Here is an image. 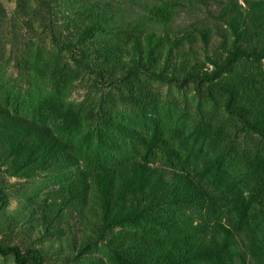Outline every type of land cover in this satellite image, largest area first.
I'll list each match as a JSON object with an SVG mask.
<instances>
[{
	"label": "rangeland",
	"instance_id": "rangeland-1",
	"mask_svg": "<svg viewBox=\"0 0 264 264\" xmlns=\"http://www.w3.org/2000/svg\"><path fill=\"white\" fill-rule=\"evenodd\" d=\"M81 1L116 7L108 21L115 25L120 15L127 16L123 12L174 4L171 36L186 37L178 50L204 59L198 28L210 25L206 49L214 53L220 38L213 15L228 0H0V118L19 115L48 125L69 156L55 171L0 168V245L16 244L22 252L28 243L50 246L48 264H120L97 234L95 186L79 171L139 160L165 167L171 175L188 173L210 195L199 209L169 203L166 211L193 213L199 224L208 209L219 210L248 264H264V140L244 129L225 109L222 96L201 94L192 82L176 85L120 71L100 76L82 68L75 52L51 35L55 30L62 39V34L70 36L67 24L90 15ZM261 65L264 70V59ZM73 175L87 185L80 197L82 215L68 223L61 219V230L49 226L44 231L39 221L48 213L47 203L64 195L58 190ZM144 225L114 229L140 231ZM0 264L29 263L0 251Z\"/></svg>",
	"mask_w": 264,
	"mask_h": 264
},
{
	"label": "trees",
	"instance_id": "trees-1",
	"mask_svg": "<svg viewBox=\"0 0 264 264\" xmlns=\"http://www.w3.org/2000/svg\"><path fill=\"white\" fill-rule=\"evenodd\" d=\"M196 1L200 0L190 2ZM164 3V7L153 5L145 12H123L127 16L120 15L121 21L115 25L108 21L110 16L115 18L116 7L81 1L80 7L90 15L72 19L67 24L71 35L62 34L63 39L52 30V40L75 52V61L82 68L100 76H113L117 71L122 76L141 73L176 85L192 82L201 94H218L223 97L225 109L244 129L264 140V0L222 2L213 15L220 38L214 53L206 49L210 25L202 23L198 28L204 59L178 50L186 37L174 40L171 36L174 4ZM63 145L48 125L19 115L0 118L3 170L14 172L25 165L31 172L55 171L69 161ZM79 172L90 175L95 186L97 234L106 240L118 263L207 264V260L210 264H248L246 252L219 210L208 209L199 224H194L193 213L165 210L164 204L169 203L199 209L210 197L188 173L171 175L165 167L139 160ZM86 186L78 183L76 175L61 185L58 192L64 195L47 203L49 214H42L39 221L44 231L49 226L61 230V219L68 223L70 218L82 215L85 205L80 197L87 191ZM54 190L51 188L50 195ZM138 222L145 224L140 231L138 227L114 229ZM145 226L150 228L143 232ZM107 230L110 235H106ZM50 248L28 243L22 252L16 244L0 245L1 252L29 264L52 262ZM199 259L205 263L197 262Z\"/></svg>",
	"mask_w": 264,
	"mask_h": 264
}]
</instances>
